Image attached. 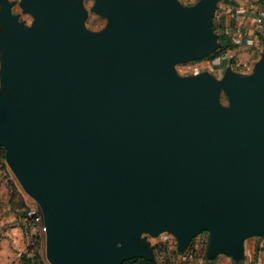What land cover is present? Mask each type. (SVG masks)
<instances>
[{"label": "water", "instance_id": "1", "mask_svg": "<svg viewBox=\"0 0 264 264\" xmlns=\"http://www.w3.org/2000/svg\"><path fill=\"white\" fill-rule=\"evenodd\" d=\"M221 0H0V147L42 214L50 264L153 261L169 232L186 254L238 261L264 237V55L180 79L174 66L221 47ZM229 107L221 103L222 94Z\"/></svg>", "mask_w": 264, "mask_h": 264}, {"label": "crops", "instance_id": "2", "mask_svg": "<svg viewBox=\"0 0 264 264\" xmlns=\"http://www.w3.org/2000/svg\"><path fill=\"white\" fill-rule=\"evenodd\" d=\"M219 5L221 13L218 14V7L215 11V17L219 18L218 31L222 33L218 35L219 39L221 40V35H224L234 48L229 52L238 55L240 57L238 61L243 63L240 69L236 68L235 64L230 68L238 74L250 75L264 52L259 57H255L253 53L252 56L255 58L250 61V65L239 53L243 48H264L262 44L264 24L260 28L256 26L258 17L264 20V0H221ZM238 28L242 30L240 37L235 33ZM2 181L0 176V264H22V254L30 245L33 227L28 226L21 214L13 209L10 204V190ZM207 246L197 252L195 259L186 258L187 251L182 260H186L187 264H264V237L247 239L244 243L243 258L238 261L225 254H220L215 260L209 261L205 252Z\"/></svg>", "mask_w": 264, "mask_h": 264}, {"label": "rangeland", "instance_id": "3", "mask_svg": "<svg viewBox=\"0 0 264 264\" xmlns=\"http://www.w3.org/2000/svg\"><path fill=\"white\" fill-rule=\"evenodd\" d=\"M11 2H16L15 6L12 9V12L14 15H20V21L25 23V26L29 27L33 24L34 18L31 14L24 13L23 8L21 7L20 3L22 0H10ZM184 6H193L195 5L199 0H179ZM83 3V9L86 13V18L84 20V27L92 32L100 33L102 32L108 24L107 18L99 15L97 12H95L94 7L96 4V0H82ZM219 11L218 14L221 13V7L218 6ZM1 9V6H0ZM219 16V15H218ZM214 23L218 25L219 18H215L214 16ZM0 26V30H1ZM215 30V29H214ZM216 32V31H215ZM217 35L222 34L221 32L217 31ZM219 42L221 44V47L218 48L215 52L212 54L201 58V59H194L186 63H179L174 66L176 70V74L180 79H188L196 77L202 73L208 72L215 76L218 79H222L224 72L226 69L232 67L234 64L236 65V68L240 69L243 66V63L238 61L240 57L232 55L229 51L230 49H223L222 48V42L219 39ZM264 46V41H262ZM264 48H243L241 49L240 53L245 58L244 60L248 65H250V61L254 60L255 57H259L261 53H263ZM217 53V56H215ZM255 53V57L252 56V54ZM251 55V58H250ZM254 55V54H253ZM262 56V55H261ZM1 67V66H0ZM221 103L225 107H229V100L227 96L223 93L221 97ZM6 151V150H5ZM6 157V154H5ZM0 176L2 178V182L8 187L10 190V185L12 183L15 184L17 187V190H19V194H21L25 200L28 203V206H34L36 203L35 201L28 196L25 191L23 190L22 186L20 185L19 181L17 180L16 176L10 169V167L7 164V161H0ZM11 194V191H10ZM37 205V204H36ZM27 222V221H26ZM33 227V236L31 238L30 245H32L33 238H38L40 240V243L33 241L37 246L36 249H38L39 254L41 257L45 260L47 264H50V262L47 259L46 255V232L43 227L42 223H37L36 225H30ZM206 233L207 238V245L210 240V235L207 232H203L200 235L196 236L190 243V245L187 248V251H191L193 248L194 243H196L197 239H199L203 234ZM142 241L149 244L150 248L153 249V261H159L163 264H187L188 262L186 260H182L183 253H181L178 249V240L176 237H174L169 232L161 233L157 237H153L149 233H145L142 236ZM29 245V246H30ZM157 246V247H156ZM208 248V246H207ZM165 253H164V252ZM27 250L25 251V253ZM207 252V249L205 250ZM24 254V253H23ZM196 256H194L193 259H195ZM143 260V259H142Z\"/></svg>", "mask_w": 264, "mask_h": 264}, {"label": "trees", "instance_id": "4", "mask_svg": "<svg viewBox=\"0 0 264 264\" xmlns=\"http://www.w3.org/2000/svg\"><path fill=\"white\" fill-rule=\"evenodd\" d=\"M214 29L216 32L218 31V26L216 25V23H214ZM221 42L223 49H230L233 47L232 44L226 40L224 35H221ZM215 56H217V53ZM5 154H6L5 149L3 147H0L1 162L6 160ZM10 191H11L10 204L12 205L14 210L18 211L21 214V217L24 219L26 217V209H28L29 207L28 203L25 200V198L21 194H19L18 192L19 190H17V187L15 186L14 183L10 185ZM27 225L28 226L33 225L30 219L27 220ZM33 241L40 243V240L38 238L35 237L33 238L32 245L28 246L27 252L22 254V264H47L39 254L38 249H36L37 245ZM125 264H163V263L159 261L149 262L142 259H133L131 261L126 262Z\"/></svg>", "mask_w": 264, "mask_h": 264}, {"label": "built area", "instance_id": "5", "mask_svg": "<svg viewBox=\"0 0 264 264\" xmlns=\"http://www.w3.org/2000/svg\"><path fill=\"white\" fill-rule=\"evenodd\" d=\"M264 24V20L262 17H258L256 19V26L262 27ZM237 36H241L242 30L240 28L236 29ZM30 219L33 225H36L37 223H42V214L39 209V207L35 204L34 206H29L28 209H26V217L24 218L25 221ZM206 233L203 234L199 239H197L196 243H194L193 248L191 251H188L185 255L186 258L193 259L194 256L197 254V252L202 251L207 246V238Z\"/></svg>", "mask_w": 264, "mask_h": 264}]
</instances>
